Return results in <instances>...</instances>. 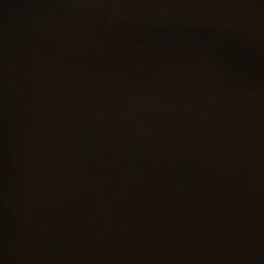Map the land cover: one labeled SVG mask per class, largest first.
Returning <instances> with one entry per match:
<instances>
[{"label":"water","instance_id":"water-1","mask_svg":"<svg viewBox=\"0 0 264 264\" xmlns=\"http://www.w3.org/2000/svg\"><path fill=\"white\" fill-rule=\"evenodd\" d=\"M0 264H264V0H0Z\"/></svg>","mask_w":264,"mask_h":264}]
</instances>
